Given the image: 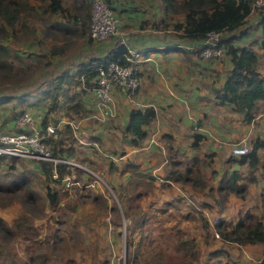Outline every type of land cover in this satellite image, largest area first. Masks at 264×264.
I'll use <instances>...</instances> for the list:
<instances>
[{
    "label": "crops",
    "instance_id": "obj_1",
    "mask_svg": "<svg viewBox=\"0 0 264 264\" xmlns=\"http://www.w3.org/2000/svg\"><path fill=\"white\" fill-rule=\"evenodd\" d=\"M78 1L72 0L73 13H76L75 4ZM108 1L120 16V30L129 34L128 43L142 55L138 60L141 84L133 95L116 88L113 100L114 114L107 115L103 120L102 118L100 120L95 118V121L92 118L82 120L80 126L83 121L85 122L79 128L80 136L76 137L73 134L71 137L67 136L62 147H73L76 152V146L80 147V143L88 141L90 144L82 143L90 145L86 146V149L88 147L98 149L102 144L105 148L113 150L123 148L118 151L121 152L118 156H122L123 160L128 157L129 162L138 165V171L142 176L137 178L131 168L123 165L118 170L121 177H118L115 171H109V180L118 184L126 179L128 184L133 179L148 181V176L154 175L156 177L153 182L154 192H148L145 196H148L151 204L159 202L158 207L162 202L160 197H166L167 202L173 199L172 197L168 199V193L180 197V201L184 204L194 202L193 196L196 197L199 205L203 202L211 203L208 197H201L209 191L206 180L207 169H211V174L216 180L211 186L215 188L216 197L223 174L226 171H236L244 176L239 182L246 181L248 190H245L241 197L231 192L226 211H237L238 214L249 210L264 221V99L258 100L259 110L251 122L244 121L241 112L234 109L232 104L219 100L216 92L223 87L233 68L232 55L226 51L227 49L220 58H206L194 52V47L200 46L204 38L199 40L184 36L183 30L176 27V22L185 19L186 12L183 9H168L164 0ZM178 1L184 3L186 0ZM259 19V10L254 5L245 17V21L234 31L232 42L235 45L253 46L258 54V70L264 76V28ZM76 35L73 34L71 38H75ZM82 38L84 40L82 42L80 40L78 45L77 41H70L69 45H65L64 50L57 53H51L48 48L47 60H51V64L57 67L51 69L53 72L66 68L73 72L80 68L83 62L105 56L117 41L116 37L91 41L84 36ZM60 61L65 62L61 65ZM33 102L35 101L31 100L26 110L31 111L35 116L43 114L46 104ZM2 105L4 107L0 108V112L3 118L9 115L11 106L16 110L19 108L16 101L11 105L3 103ZM151 106L155 108L156 115L152 122L145 126L146 138L136 145L132 142L133 134L126 130L130 111L133 108L144 109ZM65 118L66 115L60 118L57 123L59 127H64ZM11 122L14 125L13 121ZM11 122H1L0 126H11ZM249 137L253 139L252 144L257 141L262 143L258 148L260 160L252 182L246 179L251 172L250 165L241 163L239 161L241 155L232 152V147L237 142L243 140L250 143ZM96 155L99 154L96 152L91 156L97 158ZM195 157L199 159L195 168L201 173L205 182L202 190L179 181L163 182L162 177L173 169L172 161L193 165ZM33 168L38 169L44 181L46 174L41 171L40 164L33 165ZM55 171L56 168L52 174L54 179ZM157 171L158 173L155 174ZM22 173L28 175L25 171ZM70 176L73 177V174L71 173ZM138 190H141L139 186L136 188V191ZM132 191L128 190L125 194L126 201L133 196H130ZM65 195L64 198H67L68 194ZM69 204L72 208L81 206L79 201ZM212 204H215V201H212ZM201 205L199 209L204 206ZM228 213L230 215V212ZM226 219L231 221L227 217ZM68 222L69 227L77 224ZM66 234L72 239L69 230ZM231 244L232 248L229 249L231 257L238 259L239 264H264V255L261 256L262 258L259 256L264 252V242L244 245L231 242ZM80 256L81 253L77 252L76 258L79 259ZM73 261L76 263L75 258ZM85 263L92 262L88 260Z\"/></svg>",
    "mask_w": 264,
    "mask_h": 264
},
{
    "label": "trees",
    "instance_id": "obj_2",
    "mask_svg": "<svg viewBox=\"0 0 264 264\" xmlns=\"http://www.w3.org/2000/svg\"><path fill=\"white\" fill-rule=\"evenodd\" d=\"M107 2L113 7L110 1L107 0ZM164 2L168 9H183L186 12L184 21L176 22V27L183 30L182 34L184 36L202 40L210 30H217L222 34L219 43L232 55L233 68L228 74L223 87L217 90V97L221 102L230 103L233 105L234 109L240 111L244 121H253L259 110L257 102L259 99H264V76L258 70V54L253 46L235 45L232 41L233 36H235L234 31L245 21V17L251 12L254 5L257 6L259 10V22L264 28V2L259 4L257 0H186L184 3H179L178 0H164ZM91 7L92 0H79L75 4L76 13H73L71 8L65 5L64 0H0V91L2 90L3 83L12 80V77L19 76L22 78L19 72H15V75L13 73L14 64L12 58L17 55V46H26L31 42V45H36L38 48H41L40 45L43 43V40H41L40 43V38L42 37L37 31L36 25L33 24V21L41 18L47 22L44 36L47 37V42L49 41L48 37L51 38L50 52L57 53L60 50H64L66 45L65 42H58L59 36H63L62 33L78 34L86 37L89 41L95 39L90 34V21L92 17ZM113 9L115 8L113 7ZM115 11L117 13L116 9ZM51 16H55L53 21H51ZM194 52L199 53V48L195 47ZM127 54V44L117 40L115 45L105 56L83 62L82 66L73 72L66 68L58 72L49 70L47 76L43 74L46 78L51 77L48 80L49 83L46 86V84L43 85L42 81L40 86L41 90L39 89L36 95H32V97L34 96L33 100L35 102L46 104L41 120L42 131H46L47 125L52 123L49 122L51 118H54L53 121H55L54 124L57 127L60 118L63 115H68L67 112H64L67 107L71 106L77 108L75 112L78 113L88 112L91 109L88 95L85 99L82 95V100L74 97L73 94L70 95L72 90L70 89L71 86L79 84L80 91L86 93L87 86L94 84L101 66L107 64V62L112 59L121 63H126L128 62ZM29 62L30 60L28 64L25 65H27L26 67L29 65L30 68L32 64ZM51 63V60L45 61V64ZM32 67L35 66L33 65ZM30 80L32 81V79ZM22 88L23 86H20V83H16L13 87L8 88L7 91L3 90V92H0V103L9 101L16 96L20 97L19 100L21 102H27L30 92H25V94L20 95L17 93L18 91L21 93L23 91ZM67 102L72 103L68 105ZM155 115L156 110L152 106L144 109L133 108L130 111L126 130L133 134L132 142L134 144L139 145L146 138L147 131L145 126L152 122ZM71 135L72 133L69 125H65L63 128L58 126L55 134L44 139L46 146L52 151L53 156L72 155L74 153L75 148L62 147L65 138H67V136L71 137ZM261 144V141L254 142L250 151L241 155L239 159L241 163H248L250 165L251 172L248 176L249 178H246L249 181L255 179L254 171L260 160L258 148ZM193 161V165L181 161H172L171 165L173 169L162 177L163 182L179 181L182 184L188 183L194 188H202L205 182L203 177H201V173L195 168L199 159L195 157ZM38 162L41 171L46 174L45 180L43 181V188L46 190V198H48L51 208L55 210L61 198L59 191L52 183L62 184L63 177L66 176L67 173H71L72 169H69L64 164H58L55 166L57 177L54 179L52 177L54 171L53 163L44 160ZM127 167L131 168L133 174L136 175L137 178L142 176V173L138 171V165H135L133 162H128ZM20 176L19 180H13L9 184L0 183V196H4V194L9 195V193L15 196L21 192L23 194V199L36 203L40 199L39 193L30 187L31 180L27 175L21 173ZM148 178V181L141 179L135 180V192L133 196L125 202V204L127 203L126 206L128 209L129 207L133 208L137 206V198H142L148 194L147 189L136 191L140 183H145L146 185L154 184L153 182L156 177L150 175ZM243 178L244 176L236 171H226L217 188L222 198L227 199L231 192L243 195L246 190V183L239 182V180ZM160 211H162V209H160ZM127 213L129 214L128 211ZM184 216L187 218L190 217V214H185ZM143 217H145V215L141 216V220L139 217L136 222V228L139 223L142 230V234L137 243L133 235L131 238L132 233L129 234V243L131 246H134V249L132 251L129 249L128 264H143V256L147 251H149L148 254L150 258L155 260L154 244L158 243L162 236H165L166 230H170L172 234L175 231L177 249L181 253L180 263H198L200 255L195 238H190L189 235L187 236L177 224L171 225L172 227H164V224L157 225L156 223H154L156 226L154 229L158 230L160 238H154V229L151 231H143L142 227L147 220L144 221ZM215 228L221 235V238L227 242H234L239 245L264 242V221L249 210L245 211L243 217L239 218L235 223L223 218L217 219ZM74 234L75 231L73 230V236H70L72 239L74 238ZM0 235L6 237V239L15 236V226H10L1 215ZM149 246H152L151 250H148ZM225 253L228 255V252L222 250L211 252L213 256L217 257ZM37 256L33 254L28 256V259L33 263ZM47 258L45 254L43 262H45ZM11 262L12 261H7L5 264H12ZM107 263L108 261L104 259L101 260V264ZM26 264L30 263L28 262ZM144 264H151V262L145 260ZM214 264L232 263L229 259H218Z\"/></svg>",
    "mask_w": 264,
    "mask_h": 264
},
{
    "label": "rangeland",
    "instance_id": "obj_3",
    "mask_svg": "<svg viewBox=\"0 0 264 264\" xmlns=\"http://www.w3.org/2000/svg\"><path fill=\"white\" fill-rule=\"evenodd\" d=\"M260 1L261 0H258L257 3L259 4ZM64 3L72 9V0H64ZM51 17V21H53L55 16ZM33 24L36 25V29L42 37L40 38V43L41 40H43V43L40 45L41 48H38L36 45H31V42L26 46H17V55L12 58L14 64L13 73L15 75V72H19L22 78L19 76L12 77V80L3 83L2 90L0 91H7L8 88L13 87L16 83H20V86H23V91L21 93L18 91L17 93L20 95L25 94V92H30L29 100L27 102H21L19 100L20 97L16 96L9 101L0 103V108L4 107L2 103L11 105L13 101H16L19 104L18 110L11 106L10 113L5 118H3L1 115L2 113L0 112V123H9L13 121L14 124L12 125L11 122V126L1 125L0 131L21 130L19 118L17 117L18 114L21 111L26 110L27 105L31 104V100L34 99V96L32 97V95H36V93L39 92V89L41 90L40 86L42 81L43 85L46 84L47 86L49 83L48 80L51 78L45 77L48 75V71L57 68L54 67V64H45V61L48 59L46 57V51L50 48L51 43V38L48 37L49 41L47 42V37L44 36L47 22L44 19L39 18L38 20L33 21ZM62 35L63 36H59L58 42H65V44L68 45L70 41H77L78 45L80 40V42L84 40L82 36H78V34L73 39L71 38L73 33H62ZM121 36H129V34L120 30L119 34L110 36V38L116 37L120 42ZM141 56L142 55H140V57ZM63 59L65 60V57H63ZM29 60V63L35 67L31 66L29 68V65L26 67L27 65L25 64H28ZM62 62L65 61H60V64ZM68 62L73 63V61ZM30 79H32V81ZM79 87V84L71 86L70 89L72 90L70 95L73 94L74 97L80 98L81 100L82 95L84 99L87 95L88 97L90 96L88 91L83 93L80 91ZM131 95H133V93ZM67 103L69 105L72 102ZM71 109H73V112H71ZM76 110L77 108L71 106L64 110V112H67L68 114L66 115L64 126L69 125L71 133L80 136L79 131L81 132V130H79V128L82 127L83 122L85 121L82 122L81 126H79L76 131L68 121L72 120V118H79L80 120V118L88 114V112L78 113L75 112ZM53 120L54 118H51L49 122H52V124L55 125V121ZM84 120H86V118H84ZM87 120H90V118H87ZM92 120H94V118H92ZM119 135L121 136V134ZM249 139L251 141L248 143L250 151L253 139L252 137H249ZM82 143L90 144L88 141ZM82 143H80V147L76 146V152L74 151V153L69 156L74 157L78 161L87 165L90 169L100 175L103 180H99L100 185H96L93 189H88L85 188L84 183L92 180V178L89 177V174L83 171H78L77 169L72 170L73 177L70 181L73 183H70V186H67V188H64L65 185L63 183H52L59 191L61 198L55 210L51 208L49 200L46 198V190L43 188L44 178H42V174L38 169L33 168V165H39L38 160L26 159L23 157H8L2 160L3 162L0 163V183L9 184L13 180H19L21 177L19 173H22V171H25L26 173L33 171V173H28L27 176L31 180L30 187L39 193L40 199L36 203L26 201L23 199V194L21 192L15 196L11 195V193H9V195L4 194V196H0V215L10 226H15V236L6 239V237L0 235V264H5L7 261H12V264H26L28 262L30 264H87L85 262L88 260H90V263L92 262L91 264H101L102 259L108 261L107 264H128L129 249L130 251L134 249V246H131L129 243V234L132 233L131 238L133 235L135 237V242L137 243L142 234V230L139 223L136 228V222L139 217L141 220V216L143 215H145L143 220L145 221L147 219L145 225L142 227L143 231L153 230L156 227L154 223L157 225L164 224V227H172L171 225L177 224L187 236L189 235L190 238H195L200 255L197 264H214L218 259H229L232 264H239L238 259L236 260L234 257H231L229 251V249L231 250L232 248L231 242L224 241L221 238V235L215 228V222L219 218L226 219V217L231 219V221L236 222L239 218L243 217L244 212L241 211L237 214V211H226L229 198L223 199L220 192H218V196L216 197V194L214 193L215 188L211 187L216 181L211 174V169H207L206 171V180L207 185L209 186L208 194L201 196L203 198L208 197L211 203H206L207 205L204 202L201 203L204 206L200 204L202 206L200 209V205L196 202L197 200L195 196L192 197L194 202L190 201L184 204L180 201V197H177V195L172 193H168L167 195L168 199L170 197L173 198H171L172 200L170 202L166 201V197H160L162 202L159 207V202L151 204L148 196H145L139 199L137 198V206L133 208L129 207L128 209L125 204L127 199L125 194L128 190L132 191L136 184L135 179L130 182L127 181L128 184L126 183V179L115 184L108 178L109 171H115V174H117L118 177H121L118 170L123 165L124 167L128 165V162L130 161L128 160V157L123 160L122 156H118L121 153L118 151H121L123 148L113 150L105 148L102 144L98 149L96 147V149L90 147L86 149V146L90 145H83ZM96 152L99 154L96 155L97 158L92 157L91 155ZM156 170L157 169H154V171ZM157 173L158 171L155 172V174ZM62 182L66 181L62 179ZM243 183H245V181H243ZM138 186L140 189H147L148 192L151 193L154 192V184L150 186L145 185V183H140ZM66 189L67 191H65ZM196 189L202 190L201 187ZM246 190H248V188H246ZM132 192L133 193L130 194V196L134 194V191ZM65 193L68 194L67 198H64V196H66ZM234 193L237 197L242 196L240 193ZM78 201L79 204H81L79 208L78 206L72 208L71 204H69L78 203ZM212 201H215V204H212ZM160 209H162L163 212L160 211ZM228 212H230V215ZM183 213L190 214V217L186 218ZM73 216L74 219H72ZM68 221L77 224L74 227H69L70 224ZM68 230L71 236H73V230L75 231L73 239H69L67 236L66 233ZM159 235L158 230L154 229L153 237L160 238ZM86 238L87 240H85ZM151 247L152 246H149L148 250H151ZM154 248L155 260L150 258L148 254L149 251H147L143 256V264L145 260H149L151 264H181V253L177 249L175 231L172 234L170 230H166L165 236H162L161 240L154 244ZM218 250L226 251L228 252V255L225 253L220 254L218 255L220 257H217L211 254L212 251ZM77 252L81 253L79 259L76 258ZM33 254L38 256L35 262L31 263L28 256ZM45 254L48 258L43 262ZM263 255L264 252L259 255L260 258H262L261 256ZM74 258L76 259V263L73 261Z\"/></svg>",
    "mask_w": 264,
    "mask_h": 264
},
{
    "label": "built area",
    "instance_id": "obj_4",
    "mask_svg": "<svg viewBox=\"0 0 264 264\" xmlns=\"http://www.w3.org/2000/svg\"><path fill=\"white\" fill-rule=\"evenodd\" d=\"M262 2L264 0L260 1V3ZM119 22L120 17L107 0H92L90 34L93 38L104 39L119 34ZM221 36L222 34L217 30L208 31L203 43L197 47L199 48V53H196L206 58L222 57L225 53V47L219 43ZM120 42L128 46V62L121 63L112 59L99 68L94 84L87 86V91L90 95L88 97L89 104H91L92 110L90 109L88 114L80 118V120L79 118H72V120L68 121L75 131L78 130L84 118H94V120L97 118V120H100V118L113 114V100L116 88H122L129 94H134L139 88L141 83L138 65V59L141 55L140 51L128 43V36H121ZM42 115L35 116L31 111L23 110L17 116L21 125L20 131H0V163L8 157H23L52 162L54 168L58 164H64L69 169H77L89 174L92 180L85 182L84 186L88 189L95 188L99 184V180H103L95 171L69 155L53 156L52 151L46 146L44 138L55 134L56 126L49 123L46 131H42ZM248 151L249 144L247 141L241 140L232 147V152L237 155H243ZM55 175L57 177L56 171ZM70 179L72 177L70 173H67L63 177L66 182L62 183L65 186H69L70 183H73Z\"/></svg>",
    "mask_w": 264,
    "mask_h": 264
}]
</instances>
